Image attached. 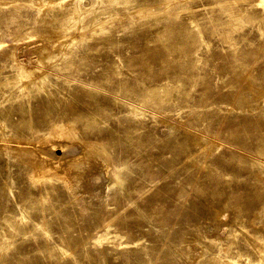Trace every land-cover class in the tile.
Wrapping results in <instances>:
<instances>
[{"label":"rangeland","instance_id":"1","mask_svg":"<svg viewBox=\"0 0 264 264\" xmlns=\"http://www.w3.org/2000/svg\"><path fill=\"white\" fill-rule=\"evenodd\" d=\"M0 264H264V0H0Z\"/></svg>","mask_w":264,"mask_h":264},{"label":"bare ground","instance_id":"2","mask_svg":"<svg viewBox=\"0 0 264 264\" xmlns=\"http://www.w3.org/2000/svg\"><path fill=\"white\" fill-rule=\"evenodd\" d=\"M109 173L111 174V176H112L113 179H117L118 178V176H116L114 173H112L110 171H109Z\"/></svg>","mask_w":264,"mask_h":264}]
</instances>
